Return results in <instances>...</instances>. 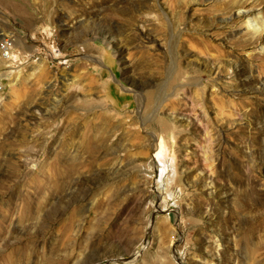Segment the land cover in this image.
Masks as SVG:
<instances>
[{"label": "rangeland", "instance_id": "obj_1", "mask_svg": "<svg viewBox=\"0 0 264 264\" xmlns=\"http://www.w3.org/2000/svg\"><path fill=\"white\" fill-rule=\"evenodd\" d=\"M260 16L0 0V264H264Z\"/></svg>", "mask_w": 264, "mask_h": 264}, {"label": "bare ground", "instance_id": "obj_2", "mask_svg": "<svg viewBox=\"0 0 264 264\" xmlns=\"http://www.w3.org/2000/svg\"><path fill=\"white\" fill-rule=\"evenodd\" d=\"M247 24H248L247 27L252 28V29H254L256 31L264 30V19H262V16H260L259 18L258 17H255V18L252 17V19L248 20ZM164 149H165L164 148V141L161 140L160 144H159V149L155 153V155L152 156V159L157 161V158H159L162 161V163H163L162 164L163 165V172L164 173H166V172L169 173L170 171H169L168 165H166V162H165ZM157 177H158V179H157ZM156 182H157V189H158L161 186V183H160L161 180H160L158 175L156 176ZM162 182H164V181H162Z\"/></svg>", "mask_w": 264, "mask_h": 264}, {"label": "built area", "instance_id": "obj_3", "mask_svg": "<svg viewBox=\"0 0 264 264\" xmlns=\"http://www.w3.org/2000/svg\"><path fill=\"white\" fill-rule=\"evenodd\" d=\"M14 44L13 41L11 39H4L1 43V51L4 54V57H6L9 60H13L14 62H17V60L19 61L21 58V54H16L14 51ZM158 161V160H157ZM159 166V175H160V179L162 178L163 175H167L168 173H164L163 171V165L161 162H159L158 164ZM153 172V170H151ZM161 172V173H160ZM156 177V176H155Z\"/></svg>", "mask_w": 264, "mask_h": 264}]
</instances>
